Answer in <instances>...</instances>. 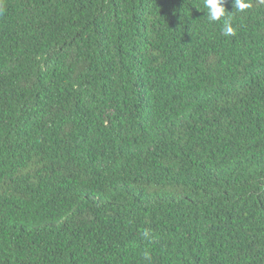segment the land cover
<instances>
[{"label":"trees","instance_id":"1","mask_svg":"<svg viewBox=\"0 0 264 264\" xmlns=\"http://www.w3.org/2000/svg\"><path fill=\"white\" fill-rule=\"evenodd\" d=\"M251 2L0 0V264H264Z\"/></svg>","mask_w":264,"mask_h":264},{"label":"clouds","instance_id":"2","mask_svg":"<svg viewBox=\"0 0 264 264\" xmlns=\"http://www.w3.org/2000/svg\"><path fill=\"white\" fill-rule=\"evenodd\" d=\"M234 11H228L226 0H203V7L209 22L223 21L222 31L226 37L235 35L236 28L230 13H244L252 7L251 0H232Z\"/></svg>","mask_w":264,"mask_h":264}]
</instances>
